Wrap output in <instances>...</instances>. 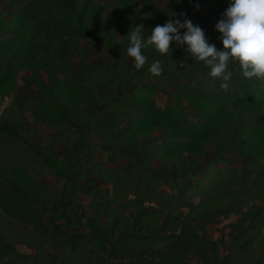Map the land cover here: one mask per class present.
Instances as JSON below:
<instances>
[{"label":"rangeland","instance_id":"374dc122","mask_svg":"<svg viewBox=\"0 0 264 264\" xmlns=\"http://www.w3.org/2000/svg\"><path fill=\"white\" fill-rule=\"evenodd\" d=\"M122 1L139 19L122 20L125 33L113 42L125 44L120 54L135 69L131 28L142 24L146 39L183 12L169 0ZM215 1L198 10L207 41L222 51L215 26L230 0ZM0 10L17 13L6 17L14 28L0 36V66L22 40V57L50 54L58 37L50 20L60 16L48 0H0ZM88 53L93 61L97 53ZM162 67L160 77L135 70L115 90L74 68L95 96L80 104L89 108L88 131L31 93V73L20 71L14 87L0 84V264H264V80L243 77L230 61L225 91L188 52ZM97 228L109 239L134 235L109 244Z\"/></svg>","mask_w":264,"mask_h":264},{"label":"trees","instance_id":"16d2710c","mask_svg":"<svg viewBox=\"0 0 264 264\" xmlns=\"http://www.w3.org/2000/svg\"><path fill=\"white\" fill-rule=\"evenodd\" d=\"M169 1L170 6L175 11L189 12L193 24L200 26L202 30L204 29V24H206L204 20H206L207 15L201 13L197 7L202 0ZM207 1L213 6L217 3L215 0ZM48 2L56 8V13L60 16L56 19L52 17L50 20V26L58 36L50 54H39L31 57V59L25 56L22 57L18 52L19 48L25 44L22 40L15 46L17 52H11L9 59L1 64L0 84L14 87V78L20 71L31 73V79L36 82V88L32 89L31 93L55 108L59 120L68 121L72 127L81 131L89 130V117L85 112L86 109L88 112L89 108H85L84 105L87 99L94 101L95 96H91L87 83L85 84L82 81L79 83L75 80L77 75L72 72L74 68L80 71L84 80L89 81L97 76L100 80L95 79L93 82L103 84L105 90H115L126 86L135 70L136 72L145 73L150 68L151 63L156 60H159L161 65H165L168 61L174 60L177 55L187 54V45L178 47L173 43L171 51L166 55H162L154 47L149 46L142 48V54L147 57V62L142 69L126 68V62L120 54V50L123 49L125 44L113 41L117 36V30L125 33L119 23H123L122 20L125 18L139 19L140 10L128 12L122 0H105L106 3L111 4L113 2L117 4L119 6L117 9L115 7L109 9L107 5L103 7L98 0H48ZM230 2L231 0L229 4ZM214 8L216 9V7ZM8 14L16 15L17 13L0 10V36L14 28L6 19ZM193 16H195L194 19H192ZM11 22H14V20ZM184 31L181 30V34ZM82 39L86 40V46L80 45ZM75 44L76 48L73 46ZM98 46L104 48L105 52L91 51V48ZM88 52L97 53L93 61H90ZM38 71H42L44 74H38ZM148 72L150 73L149 70ZM60 75H66V77ZM25 79L29 82L28 78L25 77ZM121 98V95L117 98L111 97L109 99L112 102L110 106L121 101ZM83 102L85 103L81 106L80 104ZM73 105L77 107V110L72 116H69L68 114L72 112ZM115 119L119 121L121 117ZM3 129L10 128L5 125ZM10 130H12L13 135L19 136V130ZM86 134L89 136V133ZM247 143L248 141L243 142V144ZM78 146L88 148L90 145L88 140L82 139ZM95 232L96 237L109 244L123 242L134 235L133 231L128 230L116 236L114 234L109 239L105 234L106 231L102 232L97 228ZM98 238L95 239L98 240Z\"/></svg>","mask_w":264,"mask_h":264},{"label":"clouds","instance_id":"9594fccd","mask_svg":"<svg viewBox=\"0 0 264 264\" xmlns=\"http://www.w3.org/2000/svg\"><path fill=\"white\" fill-rule=\"evenodd\" d=\"M215 27L221 34L222 51L207 41L202 28L194 25L185 13L174 14L165 24L155 26L146 39L142 34L144 26H134L127 35V55L134 59V67L140 70L147 62L142 48L152 46L166 55L173 43L178 47L187 45V52L195 60L210 66L209 75L220 79V88L225 91L233 75L228 71L230 61L239 62L243 77L264 80V0H231ZM181 30H185L183 34ZM149 71L160 77L163 73L161 62H152Z\"/></svg>","mask_w":264,"mask_h":264}]
</instances>
